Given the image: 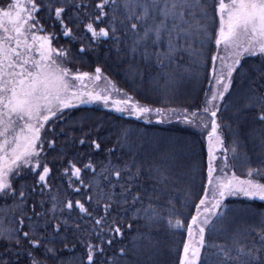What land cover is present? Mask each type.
I'll return each instance as SVG.
<instances>
[{
    "label": "snow or ice",
    "instance_id": "6c2138e0",
    "mask_svg": "<svg viewBox=\"0 0 264 264\" xmlns=\"http://www.w3.org/2000/svg\"><path fill=\"white\" fill-rule=\"evenodd\" d=\"M58 36L79 42L78 50L54 46ZM102 44L125 66L133 92L149 85L144 103L107 77L105 88H89L102 79L99 66L94 74L67 66L82 54H98ZM245 57L259 63L247 65ZM203 79L208 87L198 111L154 106ZM94 103L146 124L175 116L206 131V183L203 162L182 173L177 169L186 165L153 160L144 151L146 133L130 124L113 137L105 116L65 115ZM241 135L260 160L244 179L227 171L229 154L240 158ZM100 153L105 159L97 162ZM54 173L67 178L66 188L53 185ZM198 174L203 195L193 205ZM261 180L264 0L0 3V264H21L22 257L27 264H172L166 239L185 229L178 264H264V213L256 225L223 223L228 197L264 201ZM179 183L185 185L180 197ZM68 190L81 199L64 195ZM214 233L227 239L209 242ZM253 233L251 244L242 243L240 237ZM77 248L79 256L63 255Z\"/></svg>",
    "mask_w": 264,
    "mask_h": 264
},
{
    "label": "trees",
    "instance_id": "16d2710c",
    "mask_svg": "<svg viewBox=\"0 0 264 264\" xmlns=\"http://www.w3.org/2000/svg\"><path fill=\"white\" fill-rule=\"evenodd\" d=\"M7 0H0V3H6ZM54 46H64L71 47L73 53H75L79 48V42L69 43L68 38L58 36L57 40L54 41ZM109 45H101L98 54L96 52H88L82 54L81 57L75 59L71 64L67 66L72 68L73 71L79 69L80 71H87L90 73H95V68L97 66L102 69V78L107 77L108 80H111L115 86L119 89H122L124 92H128L130 95H133L137 100H140L142 103L145 102L143 97L148 94L146 90L149 88L147 83L141 88L137 86V92H133L131 87V82L129 78L125 75L124 65L119 64L114 54H108ZM211 51L215 53L214 41L211 46ZM219 63V62H218ZM244 63L247 65H253L259 63V57H245ZM210 67V66H209ZM208 87V82L206 79H203L200 83L193 81L192 83L187 84V86L181 90V93L178 94L171 103L164 105L162 103H157L155 107H177V108H188L189 112L198 111V106L202 104L204 91ZM91 115L94 117H106L105 130L108 134L113 137L119 131L120 125H132L146 133L143 144L144 151L146 153H151V158L159 162L161 159H167L168 164L176 165L183 164L186 165L184 168L177 169L179 172L187 173L189 168L187 165H191L193 162H203L204 163V179L203 183H206V159H207V141L206 136L207 132H201L199 128L193 127L191 125L182 123L178 117H171L167 122L157 123V118L152 117V123L146 124L143 121H136L133 117H128L126 114L116 113L105 109L101 103H94L88 105H81L79 108L70 109L66 112V117H79L82 115ZM59 127H65L64 121H55ZM233 123V122H230ZM51 127V125L47 126ZM79 127V125H77ZM237 125L233 123V128H236ZM70 135L79 136L80 133H70ZM225 146L231 144V136L228 131L225 130ZM63 138L61 137V141ZM242 146L238 149V155L240 158L236 160L231 159V154H229V168L227 169L228 174L231 175L232 172H235L237 176L244 179L249 167H258L260 160L258 159L259 152L258 150H253L252 145L248 143L243 135H241ZM82 152L89 151L85 147H81ZM247 154L249 159L245 161L243 158ZM169 157H175V159H168ZM105 159L104 153L95 154V160L97 162ZM67 178H62L59 174H55L52 177V183L54 186L61 188H66ZM255 179H260V177H255ZM264 182V180H261ZM184 183H179L176 185L177 192L176 196L180 197L183 195L182 189ZM195 197L192 201L193 205L198 203L199 197L203 195L202 181L197 175V179L194 182ZM64 195H68L69 198L81 199L80 195H75L66 191ZM225 203L228 206V213L226 220L223 223L230 224L233 228L247 226V225H256L261 219V213H264V201L259 200H249L243 196L228 197ZM195 214L194 206L189 207L185 210V215L190 219L191 215ZM255 233L251 236H242L240 237L242 243L251 244ZM186 238V229L184 231H177L174 235L167 237L166 247L169 249V259L172 264H178V255L182 252L183 240ZM206 239L209 242L223 243L227 239L226 235H217L212 234L206 236ZM71 247V245H69ZM59 247V246H58ZM82 252V249L77 248L75 252H64L65 257L79 256ZM38 258L43 259L42 252L36 253ZM21 264H27L26 259L22 257ZM47 264H51V261H48Z\"/></svg>",
    "mask_w": 264,
    "mask_h": 264
},
{
    "label": "rangeland",
    "instance_id": "374dc122",
    "mask_svg": "<svg viewBox=\"0 0 264 264\" xmlns=\"http://www.w3.org/2000/svg\"><path fill=\"white\" fill-rule=\"evenodd\" d=\"M88 86H89V88L97 87L98 89H103V88H105V87L107 86V81H106L104 78H102V79H101L100 81H98V82H89V83H88ZM114 98L119 99L120 97L114 95ZM101 104H102V103H101ZM102 105H103V104H102Z\"/></svg>",
    "mask_w": 264,
    "mask_h": 264
}]
</instances>
